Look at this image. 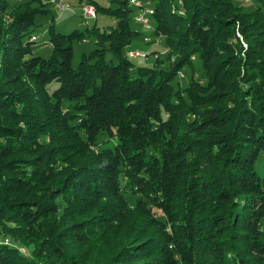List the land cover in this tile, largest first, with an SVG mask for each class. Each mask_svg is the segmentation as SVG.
I'll return each mask as SVG.
<instances>
[{
	"label": "trees",
	"instance_id": "obj_1",
	"mask_svg": "<svg viewBox=\"0 0 264 264\" xmlns=\"http://www.w3.org/2000/svg\"><path fill=\"white\" fill-rule=\"evenodd\" d=\"M33 1L0 0V264H264V0H152L164 48L136 67L128 0H77L111 23H51L48 57L22 39Z\"/></svg>",
	"mask_w": 264,
	"mask_h": 264
},
{
	"label": "rangeland",
	"instance_id": "obj_2",
	"mask_svg": "<svg viewBox=\"0 0 264 264\" xmlns=\"http://www.w3.org/2000/svg\"><path fill=\"white\" fill-rule=\"evenodd\" d=\"M7 2H20L15 0H5ZM49 0H40V1H33L30 2V7H38L39 5H43L44 9L47 10L44 14H39L36 17V24L31 31V34L35 35V38L32 40L31 36H26L22 38L30 39V41H34L33 45V53L39 54L43 57H48L49 53L51 52V44L49 43V35L47 32L48 26L53 23L54 29H56L57 32L60 33H69L70 31L74 29L83 30L86 27H91L93 23L95 22L98 26L106 24L107 25L111 23V19L105 16L97 15L96 20L89 19L85 20L83 19L81 15V5L77 4V0H64L67 1L70 5L69 8H67L64 11H59L55 9L54 6L48 3ZM99 3L106 4V2L99 0ZM181 1L178 0V4L180 5ZM236 5L242 6L244 10L246 11H253L258 5V3L255 0H235ZM128 6L132 7L133 11H131V20H130V26L132 28H136L140 30V35L136 36L133 40L132 44L128 47L131 52H135L134 50H137L138 53L136 58H132V62L134 67L139 65H148L151 64L153 61V56L150 53L152 49H158L162 52L163 46H162V40L160 37H155L152 35V31L150 28L151 23L150 18L148 19L147 25L141 23H138L137 16L144 15L143 13H147L146 15H151L153 13V4L152 0H128ZM175 9V8H174ZM135 10L137 12H135ZM11 14L9 13V9L4 11L2 17L3 21L8 22L10 19ZM137 20V22L135 21ZM140 22V21H139ZM148 38V39H147ZM93 37H90L89 39L82 40L79 42H74L73 44V58H72V65L71 66H77L78 62L80 61L81 53L83 52H89L92 49L95 48ZM147 39V40H146ZM127 49H124L123 51L126 52ZM144 53L148 54V58L144 59ZM162 57H164V54H161ZM107 58L112 57L110 55V52L106 55ZM113 61L116 62V58L112 57ZM191 64L185 65L177 74V76L173 80V84L176 87H185L187 86L188 82L190 81V74L193 76L200 77L203 73L201 63L199 59L196 56H192L190 58ZM167 62H165L166 64ZM58 82H51L48 86L49 91L52 90L54 87H56ZM104 138L103 135H101L98 139L102 140ZM262 158V157H261ZM262 162L263 158L259 159L256 163V171L259 176H262L263 174V168H262ZM60 199V198H59ZM58 199V200H59ZM57 200V201H58ZM128 205L130 207L134 206L136 202V197H128L127 199ZM154 209V208H152ZM10 238L6 235H4L0 231V242L4 243H10ZM113 246L110 248L112 249ZM31 247H19V251L26 256H29L28 253H31ZM109 249V250H110ZM78 255H82V258L88 261H96L101 260L103 258H106L105 253H101L100 255L97 254L96 251H89V248L85 250V247L80 248V251H77ZM43 255L47 256V254L50 256V258L47 256V263L48 264H55L57 261L54 255L49 254L47 251H44L42 253ZM109 256V255H108ZM56 258V259H55Z\"/></svg>",
	"mask_w": 264,
	"mask_h": 264
},
{
	"label": "built area",
	"instance_id": "obj_3",
	"mask_svg": "<svg viewBox=\"0 0 264 264\" xmlns=\"http://www.w3.org/2000/svg\"><path fill=\"white\" fill-rule=\"evenodd\" d=\"M15 1H24V0H15ZM47 2L51 4L52 6H54L55 9L59 11H64L70 7L69 3L64 0H49ZM140 14L137 16V19L143 24L147 25V22H148V16L146 15L147 13H143L144 15H140ZM81 15L83 19L89 20V19H94L96 17V12L93 6L85 5L81 9ZM130 54L133 56H136L138 53L135 51Z\"/></svg>",
	"mask_w": 264,
	"mask_h": 264
}]
</instances>
